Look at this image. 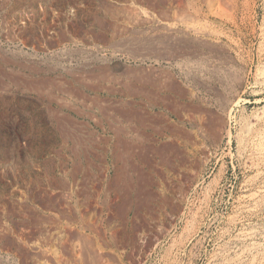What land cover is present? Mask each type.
<instances>
[{"label":"rangeland","instance_id":"obj_1","mask_svg":"<svg viewBox=\"0 0 264 264\" xmlns=\"http://www.w3.org/2000/svg\"><path fill=\"white\" fill-rule=\"evenodd\" d=\"M118 126L151 197L69 157ZM0 264H264V0H0Z\"/></svg>","mask_w":264,"mask_h":264},{"label":"crops","instance_id":"obj_2","mask_svg":"<svg viewBox=\"0 0 264 264\" xmlns=\"http://www.w3.org/2000/svg\"><path fill=\"white\" fill-rule=\"evenodd\" d=\"M74 122V120H70ZM40 129V128H39ZM38 129V132H39ZM41 132L42 129H40ZM62 132V131H61ZM68 135L67 150L73 151L69 157L77 160L74 150L85 151L87 167L93 176L103 175L106 171L105 151H113V162L108 167L115 176L111 192L126 198L151 197L157 188L155 164L158 149L172 147L174 133L172 130L159 132L149 128L113 127L109 131L98 127L86 128V131L74 132L64 129ZM84 133V135H83ZM76 135L75 138H73ZM164 137L163 141H159ZM169 138V139H168ZM103 151V152H100ZM155 156V158H154ZM101 160L100 163L95 161ZM101 169H100V168ZM72 180V177H71Z\"/></svg>","mask_w":264,"mask_h":264},{"label":"bare ground","instance_id":"obj_3","mask_svg":"<svg viewBox=\"0 0 264 264\" xmlns=\"http://www.w3.org/2000/svg\"><path fill=\"white\" fill-rule=\"evenodd\" d=\"M195 9V8H194ZM166 28V27H165ZM169 31V30H168ZM171 31V30H170Z\"/></svg>","mask_w":264,"mask_h":264}]
</instances>
